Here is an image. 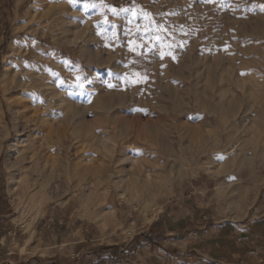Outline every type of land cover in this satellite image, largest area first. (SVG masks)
Wrapping results in <instances>:
<instances>
[{
    "label": "rangeland",
    "instance_id": "1",
    "mask_svg": "<svg viewBox=\"0 0 264 264\" xmlns=\"http://www.w3.org/2000/svg\"><path fill=\"white\" fill-rule=\"evenodd\" d=\"M44 74L65 95L55 179L25 193L12 87ZM0 146V264H164L179 244L161 221L194 196L211 223L264 214V0H0Z\"/></svg>",
    "mask_w": 264,
    "mask_h": 264
},
{
    "label": "crops",
    "instance_id": "2",
    "mask_svg": "<svg viewBox=\"0 0 264 264\" xmlns=\"http://www.w3.org/2000/svg\"><path fill=\"white\" fill-rule=\"evenodd\" d=\"M192 189L193 194H201L206 191V183L195 181ZM192 199L197 205V196ZM180 201L175 210L165 215L168 219L161 221L163 225H172L175 230L166 236L174 238L172 236L176 234L178 238L168 241L179 244L171 255L161 260L164 264H264L263 207L258 205L256 211L261 207V214L249 220L227 219L211 223L203 215V209Z\"/></svg>",
    "mask_w": 264,
    "mask_h": 264
},
{
    "label": "bare ground",
    "instance_id": "3",
    "mask_svg": "<svg viewBox=\"0 0 264 264\" xmlns=\"http://www.w3.org/2000/svg\"><path fill=\"white\" fill-rule=\"evenodd\" d=\"M52 81L53 79L48 74H44L42 75V77L38 79L34 77H28L25 79L24 82L17 83L12 87L13 91H18L19 89H21L23 91L22 98L24 97L27 100L24 102V106H23V119H24L23 124L19 128L15 126L14 133L15 135H17V137L22 138L25 133L30 131L31 136H33V138L31 137V140L27 139L24 141H21V139L19 138L21 145L20 147L18 146L19 144L16 143V140H14L15 142L14 144L9 145L10 148L14 147L15 149L18 148L19 149L11 165L14 172L11 173L8 180H9V186L13 181L16 182V185L18 186L19 184H21L22 190L25 193L42 190V188H45L47 190V188L51 187L50 186L52 183L51 180L55 179L53 178L54 175H52L51 172L49 173L51 169L49 167V162H50V157L48 156L49 152L47 150L48 140H49V136L51 135L52 128L55 127L56 125V121L58 123L62 122V120L59 118L58 110L59 108L61 109L63 107V103H65V95L58 88L59 83H53ZM224 94H222V96ZM2 98L4 100H8V95L6 91H3ZM194 101H196V103L201 105L202 111L207 110L206 105L204 103H201L199 95H197L196 92H195ZM96 104L100 109L107 110L106 112L107 114L110 113L112 109L115 107L111 104V99L106 96H103L102 94L99 95L97 94ZM121 104H122L121 102L115 103V105H119V106H121ZM238 105L239 103L236 101L234 102L226 101L225 103H220L218 109L215 110L214 113H216L219 116L226 114L236 115L235 110ZM106 113L104 115L105 122L111 118L116 117L115 114L109 117V115L107 116ZM10 136H11L10 132L6 133L1 145H3V142L6 141L8 138H10ZM53 188L56 189V187L54 186ZM45 189L43 190L45 191ZM50 189H52V187Z\"/></svg>",
    "mask_w": 264,
    "mask_h": 264
},
{
    "label": "snow or ice",
    "instance_id": "4",
    "mask_svg": "<svg viewBox=\"0 0 264 264\" xmlns=\"http://www.w3.org/2000/svg\"><path fill=\"white\" fill-rule=\"evenodd\" d=\"M115 11V10H113ZM161 58H163V53L161 54ZM78 83H77V87L83 88L84 87V82L80 80L79 77H77ZM109 87H111V85H109Z\"/></svg>",
    "mask_w": 264,
    "mask_h": 264
}]
</instances>
